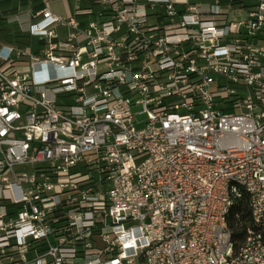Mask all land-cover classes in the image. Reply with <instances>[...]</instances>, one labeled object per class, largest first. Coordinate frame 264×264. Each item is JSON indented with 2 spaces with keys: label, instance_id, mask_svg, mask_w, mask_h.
<instances>
[{
  "label": "built area",
  "instance_id": "obj_1",
  "mask_svg": "<svg viewBox=\"0 0 264 264\" xmlns=\"http://www.w3.org/2000/svg\"><path fill=\"white\" fill-rule=\"evenodd\" d=\"M93 1L0 39V264H264V0Z\"/></svg>",
  "mask_w": 264,
  "mask_h": 264
},
{
  "label": "crops",
  "instance_id": "obj_2",
  "mask_svg": "<svg viewBox=\"0 0 264 264\" xmlns=\"http://www.w3.org/2000/svg\"><path fill=\"white\" fill-rule=\"evenodd\" d=\"M41 0H0V31H6L7 26L13 37L0 39L10 45H30L36 39L28 35L29 24L37 19ZM49 7L53 13L61 17L74 16L80 23V28L88 27L91 22L99 21V9L93 0H50ZM7 27V28H6ZM60 30H67L65 35H60ZM58 38L68 37L70 29L67 26L56 28ZM10 34V35H11ZM65 37V38H63Z\"/></svg>",
  "mask_w": 264,
  "mask_h": 264
},
{
  "label": "trees",
  "instance_id": "obj_3",
  "mask_svg": "<svg viewBox=\"0 0 264 264\" xmlns=\"http://www.w3.org/2000/svg\"><path fill=\"white\" fill-rule=\"evenodd\" d=\"M251 223V212L248 204V198L243 196L232 206L229 215V225L232 230L233 239L241 243L246 234L248 224Z\"/></svg>",
  "mask_w": 264,
  "mask_h": 264
},
{
  "label": "rangeland",
  "instance_id": "obj_4",
  "mask_svg": "<svg viewBox=\"0 0 264 264\" xmlns=\"http://www.w3.org/2000/svg\"><path fill=\"white\" fill-rule=\"evenodd\" d=\"M8 27V28H7ZM6 28H7V30L6 31H0V37L1 38H9V40H10V37H13V35L11 34V32H10V29L12 28V26H7ZM66 31L67 30H60L59 31V34L60 35H65V33H66ZM11 34V35H10ZM63 38H65V37H63ZM35 45H36V43L35 42H33L32 43V46H34L35 47ZM139 110H141V107L140 106H134L133 107V111L134 112H138ZM136 119H137V121H139V123L136 125L138 128H140V127H143L144 126V121L146 120V114H137V116H136Z\"/></svg>",
  "mask_w": 264,
  "mask_h": 264
}]
</instances>
